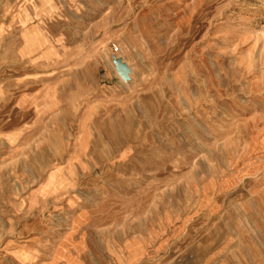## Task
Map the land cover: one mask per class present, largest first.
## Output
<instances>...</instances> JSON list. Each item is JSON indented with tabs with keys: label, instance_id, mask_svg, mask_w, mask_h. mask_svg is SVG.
Segmentation results:
<instances>
[{
	"label": "rangeland",
	"instance_id": "obj_1",
	"mask_svg": "<svg viewBox=\"0 0 264 264\" xmlns=\"http://www.w3.org/2000/svg\"><path fill=\"white\" fill-rule=\"evenodd\" d=\"M0 264H264V0H0Z\"/></svg>",
	"mask_w": 264,
	"mask_h": 264
},
{
	"label": "water",
	"instance_id": "obj_2",
	"mask_svg": "<svg viewBox=\"0 0 264 264\" xmlns=\"http://www.w3.org/2000/svg\"><path fill=\"white\" fill-rule=\"evenodd\" d=\"M115 65H116V69H117L118 73L120 74V76L124 80H127L129 78V71H128L127 65L122 63L121 59H119V58H115Z\"/></svg>",
	"mask_w": 264,
	"mask_h": 264
},
{
	"label": "bare ground",
	"instance_id": "obj_3",
	"mask_svg": "<svg viewBox=\"0 0 264 264\" xmlns=\"http://www.w3.org/2000/svg\"><path fill=\"white\" fill-rule=\"evenodd\" d=\"M118 58L121 59V62L124 63V64H126L127 67H128L129 78H128L127 80H124L125 83H128V82H130V80H131V76L133 75L134 69H133V67L131 66V64H129V63L127 62V60H125V58H123V57H118ZM112 59H113V58H112ZM113 64H114V67H115V59H113Z\"/></svg>",
	"mask_w": 264,
	"mask_h": 264
},
{
	"label": "crops",
	"instance_id": "obj_4",
	"mask_svg": "<svg viewBox=\"0 0 264 264\" xmlns=\"http://www.w3.org/2000/svg\"><path fill=\"white\" fill-rule=\"evenodd\" d=\"M113 138H115V135H113Z\"/></svg>",
	"mask_w": 264,
	"mask_h": 264
},
{
	"label": "built area",
	"instance_id": "obj_5",
	"mask_svg": "<svg viewBox=\"0 0 264 264\" xmlns=\"http://www.w3.org/2000/svg\"><path fill=\"white\" fill-rule=\"evenodd\" d=\"M115 49L117 50V47H115Z\"/></svg>",
	"mask_w": 264,
	"mask_h": 264
}]
</instances>
